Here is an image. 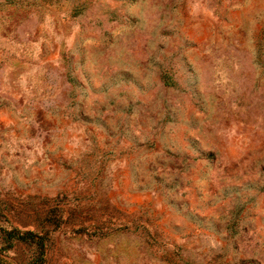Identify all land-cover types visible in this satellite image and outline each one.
Masks as SVG:
<instances>
[{"label": "rangeland", "instance_id": "obj_1", "mask_svg": "<svg viewBox=\"0 0 264 264\" xmlns=\"http://www.w3.org/2000/svg\"><path fill=\"white\" fill-rule=\"evenodd\" d=\"M0 264H264V0H0Z\"/></svg>", "mask_w": 264, "mask_h": 264}]
</instances>
